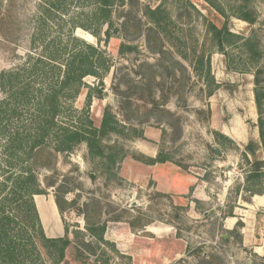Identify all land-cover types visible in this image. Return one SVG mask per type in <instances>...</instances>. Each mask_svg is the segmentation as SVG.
Instances as JSON below:
<instances>
[{
    "label": "rangeland",
    "instance_id": "1",
    "mask_svg": "<svg viewBox=\"0 0 264 264\" xmlns=\"http://www.w3.org/2000/svg\"><path fill=\"white\" fill-rule=\"evenodd\" d=\"M161 1L166 10L162 17L167 13L171 19H166L164 29H149L152 23L143 12ZM188 1L219 24L218 14L203 0H130L123 8H114L113 36L106 44L87 30L80 27L74 30L111 59V67L101 79L84 78L85 84L99 86L104 92L102 98L92 97L89 117L99 126L103 110L109 105L127 129L124 134L111 133L105 139L110 144L118 142L123 148L122 158L114 165L90 156L86 145L81 143L71 152L57 153L53 171L38 168L40 179L46 175L57 181L45 194L33 196L44 233L58 237L67 228L72 240L60 264H264V192L255 196L243 189V176L250 169L251 159H243L242 151L249 139L259 140L253 76L227 68L225 56L215 52L200 14ZM39 2L0 0V70L15 66L28 52ZM251 6L257 17L255 23L249 25L231 18L229 26L235 33L258 39L264 52V0H253ZM105 28L106 25L102 36ZM203 40L207 42L201 46ZM121 43L132 48L119 52ZM149 47L170 51L185 65L186 71L173 65L168 55L158 63V54ZM177 50L188 53L189 58L194 50L214 51L211 70L218 85L211 95ZM226 50L234 62L245 59L236 47L228 46ZM141 62L153 64V69L140 66ZM257 65L262 68L264 119V57ZM154 73L157 81L151 78ZM155 82L159 83L157 87ZM116 85L123 94L130 95L131 107L125 112L133 111L137 119L123 120L121 99L113 89ZM151 86L156 88L157 96L160 94L161 102H165L161 106L165 112L152 111L150 102L138 99L140 94L147 98ZM86 90L73 102L78 110L86 108ZM131 125L142 130V137L134 135ZM215 132L226 137L217 138ZM159 152L204 188L205 200H197L189 193L166 194L155 190L151 178L145 177L138 167L144 165L151 153ZM262 152L258 154L261 157ZM168 176L165 177L169 180L174 178V174ZM59 184L72 189L64 198L75 199L76 206L91 201L99 203L102 221L106 222L103 242L87 235L83 214L73 209L63 212L55 231V211L43 201L54 200V189ZM263 185L264 176L257 187ZM89 210L93 214L94 207ZM113 216L119 219L110 220ZM238 221L242 224L237 225ZM76 230L84 233L88 246L79 245ZM78 247L82 256L77 255Z\"/></svg>",
    "mask_w": 264,
    "mask_h": 264
},
{
    "label": "trees",
    "instance_id": "2",
    "mask_svg": "<svg viewBox=\"0 0 264 264\" xmlns=\"http://www.w3.org/2000/svg\"><path fill=\"white\" fill-rule=\"evenodd\" d=\"M128 1L40 0L29 36L28 52L15 66L0 70V264H60L67 247L72 244L67 228H64V235L58 237H48L44 233L33 196L45 194L47 188L54 186L57 181L46 175L40 179L38 168L53 171L56 154L71 152L81 143L86 145L90 156L104 159L109 165L116 164L123 156V148L118 142L110 144L105 139L111 133L124 134L126 125L117 119L109 105L103 110L99 126L94 125L89 117L88 106L92 97L102 98L104 92L99 86L92 87L84 82L87 76L101 79L109 71L111 59L103 49L77 36L74 30L76 27L87 30L97 41L106 44L113 36L111 26L114 8H123ZM203 1L218 14L219 24L201 14L191 2L188 1V5L200 14L205 34L212 46L216 47L215 52L225 56L227 68L248 72L253 76L259 140L249 139L242 151L243 159H251L250 169L243 176V189L250 195L262 194L264 185H257L264 176V155H258L260 151L264 154V119L260 86L262 68L257 64L264 57V52L258 39L252 35L235 33L229 26L231 18L249 25L255 23L257 17L251 6L253 0ZM165 11L163 1L155 7L145 8L143 13L152 23L149 29H164L166 19H171L167 13L165 18L162 17ZM104 25L106 28L102 36ZM206 42L203 40L201 46ZM228 46L241 50L245 59L234 62L232 54L226 50ZM131 48L121 43L119 52ZM149 49L158 54V63H162L165 55H168L173 65L186 71L185 65L174 58L170 51L162 47ZM213 52L194 50L189 58L188 53L177 50L179 56L188 61L193 73L204 82L208 95L218 85L211 70ZM139 65H147L152 69L154 66L148 62ZM151 78L153 81L159 79L155 73ZM158 85L155 82V87ZM155 87L149 88L147 98L140 94L138 99L150 102L152 111L165 112L161 108L165 102H161L163 99L160 100V94L157 96ZM84 88L87 89L86 108L78 110L73 102ZM113 89L121 99L119 107L123 120L130 122L137 119L133 111L131 114L125 112L127 107H131L130 95L123 94L117 85ZM130 130L135 136L143 135L136 125H131ZM215 136L226 137L218 132H215ZM169 160V157L159 152L143 162L155 164ZM71 190L63 184L54 189V202L60 217L66 209L83 214L87 235L103 242L106 222L102 221L101 206L93 201L84 202L82 207L76 206L75 199L67 201L64 198V194ZM246 201L250 202V198ZM92 207L93 214L89 210ZM109 219L119 218L113 216ZM241 224L237 222V225ZM74 233L81 247L89 245L82 231L76 230ZM76 251L77 255H83L79 247Z\"/></svg>",
    "mask_w": 264,
    "mask_h": 264
},
{
    "label": "crops",
    "instance_id": "3",
    "mask_svg": "<svg viewBox=\"0 0 264 264\" xmlns=\"http://www.w3.org/2000/svg\"><path fill=\"white\" fill-rule=\"evenodd\" d=\"M155 156L156 155H153L151 153L149 157H155ZM143 163L144 165H140V167L138 168L143 172V175L145 177H148L149 179L151 178L156 191H159L161 193H166V194L167 193L168 194H171V193L187 194L189 193L192 197H194L197 200H205V198L207 197V193L205 192L204 188L201 187V185L197 184L194 181V178L189 176V174H185L184 172H182V170H180V168H177L179 166L173 165L172 163H169L168 161H165L163 163H155V164H148L146 162H143ZM168 173L174 174V178H172L171 180H169V178H166V177H169ZM202 182H204V180H202ZM37 196H40V195H37ZM260 196L261 195H258V197ZM43 202L46 203L47 206L49 205L50 207H52V209L55 211V215L57 217V225L55 226V231H58L59 221L61 217L57 211L54 200L49 198L48 200L43 201ZM35 205H36V200H35ZM36 208H37V205H36Z\"/></svg>",
    "mask_w": 264,
    "mask_h": 264
},
{
    "label": "water",
    "instance_id": "4",
    "mask_svg": "<svg viewBox=\"0 0 264 264\" xmlns=\"http://www.w3.org/2000/svg\"><path fill=\"white\" fill-rule=\"evenodd\" d=\"M213 150H214L217 154H219V151H218V149H217L216 147H213Z\"/></svg>",
    "mask_w": 264,
    "mask_h": 264
},
{
    "label": "bare ground",
    "instance_id": "5",
    "mask_svg": "<svg viewBox=\"0 0 264 264\" xmlns=\"http://www.w3.org/2000/svg\"><path fill=\"white\" fill-rule=\"evenodd\" d=\"M256 196V195H255Z\"/></svg>",
    "mask_w": 264,
    "mask_h": 264
}]
</instances>
